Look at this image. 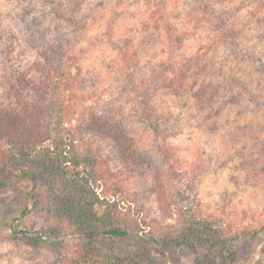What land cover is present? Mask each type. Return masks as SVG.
I'll return each instance as SVG.
<instances>
[{
    "label": "rangeland",
    "instance_id": "rangeland-1",
    "mask_svg": "<svg viewBox=\"0 0 264 264\" xmlns=\"http://www.w3.org/2000/svg\"><path fill=\"white\" fill-rule=\"evenodd\" d=\"M76 1L77 28L55 20L43 0H0V106L14 104L8 71L46 80L51 48L69 38L77 73L64 113V126L75 132L67 135V149L96 161L87 166L100 197L97 208L111 212L132 237L112 250L85 247L50 201L54 185L43 181L38 206L19 190L0 191V264H142L135 256L147 249L136 234L159 238L180 225L189 207L238 230L260 229L239 245L236 264H264V73L240 59L224 29L234 30L240 48L264 55V0H212L221 19L198 12L193 0ZM144 88L159 134L141 115ZM91 114L121 121L142 163L124 159L111 140L86 130ZM163 141L177 175L160 152ZM116 186L121 192L114 196ZM25 205L30 208L22 214ZM16 225L55 228L58 239L33 246L13 237ZM150 252L145 264L195 259L186 247ZM251 254L254 263H246Z\"/></svg>",
    "mask_w": 264,
    "mask_h": 264
},
{
    "label": "trees",
    "instance_id": "trees-1",
    "mask_svg": "<svg viewBox=\"0 0 264 264\" xmlns=\"http://www.w3.org/2000/svg\"><path fill=\"white\" fill-rule=\"evenodd\" d=\"M43 1L50 6L55 20L78 27L81 19L77 16L76 0ZM193 2L198 12L221 17L219 8L212 0ZM224 29L240 59L254 62L264 73V55L240 48L234 30L228 27ZM172 34L169 30L170 40L174 38ZM63 37L60 38L64 39L63 43L57 42V47L51 48L57 60H52L53 54L49 56V74L46 80L36 81L19 69L6 73L7 92L14 104L8 108L0 106V163L4 166H0V191L19 190L27 202L38 206L42 202L36 192L39 184L45 181L54 185L55 188L53 186L49 192L50 201H53L56 213L75 226L74 233L83 240L85 247L90 244L100 249L112 250L121 240L132 237V233L118 222L111 212H99L97 205L100 197L91 180L92 169L87 166H95L96 161L87 156L71 155L67 149V135L74 137L75 132L64 126V113L70 95V81L77 73V68L75 54L68 46L69 38L65 35ZM141 94V115L150 123L156 134H159L160 123L150 106V91L144 88L140 91ZM251 95L255 93L251 92ZM83 127L91 133L111 140L120 149L124 159L134 164L142 163L143 155L134 145V140L130 138L121 121L91 114ZM163 143L164 141L158 144L160 152L165 160L170 162L172 152ZM69 163H73L74 168ZM169 164L170 172L177 175L178 170L173 163ZM120 192L121 187L116 186L111 194L115 196ZM29 208L25 205L21 213L25 214ZM17 216L13 217L12 222L16 221ZM16 227L17 225L14 226L13 237L33 246L58 239L55 228L40 231L18 230ZM18 232L24 236L18 237ZM260 234V229L238 230L217 218L201 216L189 207L181 213L180 225L167 230L159 238L136 235L139 243L150 251L165 254L176 248H188L195 255L194 261L188 264H236L241 255L239 245L250 243ZM147 250V253L138 252L135 256L137 260L144 262L142 264L147 263L151 255ZM262 252L264 253V250ZM254 258L255 255L251 254L245 262L254 263Z\"/></svg>",
    "mask_w": 264,
    "mask_h": 264
}]
</instances>
